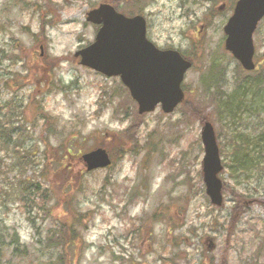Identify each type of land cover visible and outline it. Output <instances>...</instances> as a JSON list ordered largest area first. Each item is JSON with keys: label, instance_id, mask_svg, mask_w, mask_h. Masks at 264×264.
I'll list each match as a JSON object with an SVG mask.
<instances>
[{"label": "rangeland", "instance_id": "374dc122", "mask_svg": "<svg viewBox=\"0 0 264 264\" xmlns=\"http://www.w3.org/2000/svg\"><path fill=\"white\" fill-rule=\"evenodd\" d=\"M235 1L0 0V264H264V148L241 173L229 142L264 132V17L246 72L223 47ZM103 2L143 15L149 40L192 62L172 112L138 115L117 76L74 57ZM247 90L256 111L232 117L225 107ZM203 121L223 164L220 207L202 182ZM97 146L112 164L87 172L79 154ZM74 217L69 250L48 232Z\"/></svg>", "mask_w": 264, "mask_h": 264}, {"label": "water", "instance_id": "95a60500", "mask_svg": "<svg viewBox=\"0 0 264 264\" xmlns=\"http://www.w3.org/2000/svg\"><path fill=\"white\" fill-rule=\"evenodd\" d=\"M264 16V0H236L232 13L223 26L224 48L245 70L254 68L252 34ZM86 21L100 25L94 41L74 53L79 63L105 76H118L137 103V112L152 111L157 104L164 113L171 112L183 100L180 87L191 62L174 49L161 50L145 36V20L117 12L108 3H100L86 13ZM200 141L202 182L211 204H222V170L213 126L204 122ZM85 170L110 165L103 148H94L80 156Z\"/></svg>", "mask_w": 264, "mask_h": 264}, {"label": "trees", "instance_id": "16d2710c", "mask_svg": "<svg viewBox=\"0 0 264 264\" xmlns=\"http://www.w3.org/2000/svg\"><path fill=\"white\" fill-rule=\"evenodd\" d=\"M247 93L248 90L242 95V97L240 98L238 97L237 101L234 100V102H232L231 105L229 103L228 105L229 107H225V111L229 113L232 117H234L238 111L243 112L248 109L249 110L253 109V111L251 112H255L256 111L255 107L252 106L250 108V106L247 105V103L249 102L248 98L246 99L245 97ZM262 109H264V105L261 106V110ZM229 142L230 145L232 146L231 155L233 156L231 163L235 165L236 169H239V172L241 171V173H246L250 169L256 167V164H258L257 161L260 159L259 157L263 154V152L261 151L264 148V144H260V143L261 142L264 143V132L258 138H251L246 133H237L235 135V138H232ZM61 149H62V153H64L65 155L70 154V148H68L67 150H64L63 148ZM253 157H255V159ZM26 163L27 165L30 164L29 161H27ZM30 189H33L34 191H40V188H38L37 186L33 187L31 185H26L23 188V192ZM223 190H226V188L223 187ZM47 215L51 216V212H48ZM51 218L52 220L54 219V217ZM79 228H80V221L77 217H74L72 218L71 221L66 219L65 221L61 222L59 224L58 229L55 227H51L48 233L53 237L58 236L57 242L59 243V245L62 247L68 245L70 250L73 246L77 244V242H80ZM73 253H75L74 250ZM62 259L64 258H61L60 260Z\"/></svg>", "mask_w": 264, "mask_h": 264}]
</instances>
